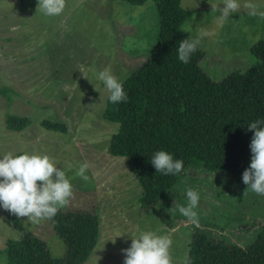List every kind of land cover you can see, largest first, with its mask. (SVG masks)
Here are the masks:
<instances>
[{
  "label": "rangeland",
  "instance_id": "374dc122",
  "mask_svg": "<svg viewBox=\"0 0 264 264\" xmlns=\"http://www.w3.org/2000/svg\"><path fill=\"white\" fill-rule=\"evenodd\" d=\"M245 2L264 11V0H239L240 10L221 25L217 9L224 0H180L192 13L181 26L184 35L195 38L201 29L211 33L198 48L204 53L199 66L212 81L257 66L249 50L264 39V17L249 15ZM157 33L151 1L132 6L120 0H66L60 16L47 17L39 3L19 12L17 0H0V158L9 152L47 154L72 178L74 198L62 210L99 217L96 244L83 264H124L123 250L144 231L170 237L174 264H182L193 233L244 248L264 224V195L247 190L238 177L199 168L186 171L170 197L144 213L130 160L108 155L117 125L101 117L109 91L98 73L110 67L123 82L153 52ZM8 116L24 117L29 125L9 130ZM42 121L63 124L66 132L46 131ZM82 162L91 165L89 182L75 177ZM189 187L200 195L198 226L176 209L187 205ZM9 217L15 216L0 208V264H7L6 242L20 236ZM18 220L46 244L52 258L63 256L64 246L48 221Z\"/></svg>",
  "mask_w": 264,
  "mask_h": 264
},
{
  "label": "trees",
  "instance_id": "16d2710c",
  "mask_svg": "<svg viewBox=\"0 0 264 264\" xmlns=\"http://www.w3.org/2000/svg\"><path fill=\"white\" fill-rule=\"evenodd\" d=\"M18 11L36 6L38 0H17ZM132 6L154 3L158 33L153 52L123 81L128 101L113 104L108 94L101 117L117 125L107 153L130 160L133 177L140 188V210L148 213L167 200L171 190L189 169L224 173L242 179L251 162L253 132L248 125L264 121V39L249 53L257 66L245 73L234 72L212 81L199 63L204 53L198 48L189 63L178 58V47L187 39L182 24L191 17L180 0H120ZM6 128L20 132L29 125L24 117L8 116ZM51 132L65 133L60 123L42 121ZM166 151L182 160L184 171L176 175L156 172L151 159ZM19 232L17 240L5 244L7 264H83L94 248L99 217L94 212L60 210L50 228L64 246L61 258H52L43 241L9 217ZM186 253L192 264H264V224L253 242L239 248L201 233H193Z\"/></svg>",
  "mask_w": 264,
  "mask_h": 264
},
{
  "label": "clouds",
  "instance_id": "9594fccd",
  "mask_svg": "<svg viewBox=\"0 0 264 264\" xmlns=\"http://www.w3.org/2000/svg\"><path fill=\"white\" fill-rule=\"evenodd\" d=\"M40 11L47 17L60 16L66 8V0H38ZM243 7L249 10V15L264 17V11H258L257 6L245 2ZM241 8L239 0H224V6L218 7L220 16L218 22L222 25L230 14ZM13 30H16L14 27ZM211 33L201 29L195 38H187L179 43L178 58L187 64L204 37ZM98 79L109 91V101L113 104L127 102L123 82L113 74L110 67L98 73ZM253 132L251 143V162L242 174V181L257 195H264V121L257 119L248 125ZM151 164L156 172L162 175H176L184 171L182 160L174 159L166 151H157ZM69 165V168H72ZM91 165L87 162L76 166L75 177L89 182L87 172ZM72 178L56 166V162L47 154L23 153L13 155L7 153L0 158V208L19 218L26 217V222L39 225L44 221H54V217L69 206L74 198ZM187 205H176L178 212L193 225H199L198 204L199 193L191 187L186 190ZM173 241L166 235H158L153 231L141 232L138 238L132 239L128 249L123 250L124 264H174L171 247ZM182 264H192L191 257L186 253Z\"/></svg>",
  "mask_w": 264,
  "mask_h": 264
}]
</instances>
